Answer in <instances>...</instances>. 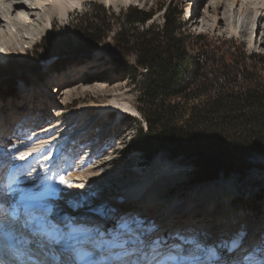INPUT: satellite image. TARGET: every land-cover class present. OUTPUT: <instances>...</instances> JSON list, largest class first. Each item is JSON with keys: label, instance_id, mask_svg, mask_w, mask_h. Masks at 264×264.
Listing matches in <instances>:
<instances>
[{"label": "rangeland", "instance_id": "1", "mask_svg": "<svg viewBox=\"0 0 264 264\" xmlns=\"http://www.w3.org/2000/svg\"><path fill=\"white\" fill-rule=\"evenodd\" d=\"M19 1L27 4L16 12L25 18L28 29H36L39 17L37 28L46 27L41 11L32 9L36 1L53 12L52 23L27 43L24 37L28 29L6 9L9 0H0L2 11L7 10L4 18L0 17V146L9 148V142L17 145L12 153L25 154L18 163L34 177L50 176L54 182L58 175H64L75 185L59 186L61 198L51 201L56 211L74 218L91 216L89 208L68 204L78 193L91 189L99 192V200L121 213L139 214L150 221H154L151 215H160L162 219L155 222L162 233L163 227L176 226L164 233L195 230L219 236L244 228L247 246L264 236V156L259 159L261 169L243 179L198 184L190 182L188 167L162 156L145 161L130 151L136 127L133 120L123 118L129 116L130 109L136 112V86L145 73L135 69L133 55L119 54L115 43L121 27L127 28L128 9L152 11L148 25L161 24L163 12H158L159 8L172 3L181 8L186 28L193 34L233 39L247 52L264 56V0ZM59 1L65 4L64 10L57 6ZM70 5L75 10L68 12ZM89 18L104 21L105 27L104 39L88 53L80 30ZM30 64L34 69L29 71ZM11 74L15 76L8 78ZM63 85H69L68 95L61 93ZM135 117L139 118L137 112ZM25 120L32 122L26 123L23 136L15 143L18 126ZM113 175L131 182L137 198L117 193L124 189ZM149 203L152 208L148 212L138 213L139 204ZM209 205L213 212H208Z\"/></svg>", "mask_w": 264, "mask_h": 264}, {"label": "trees", "instance_id": "2", "mask_svg": "<svg viewBox=\"0 0 264 264\" xmlns=\"http://www.w3.org/2000/svg\"><path fill=\"white\" fill-rule=\"evenodd\" d=\"M158 12L162 23L148 25L152 11L128 9L127 28L115 38L118 53L133 55L135 69L145 73L136 86L139 118H123L136 127L130 151L145 161L162 156L188 167L191 183L243 179L260 170L264 56L233 39L193 34L177 5ZM85 25L80 38L89 53L104 39L105 25L98 18Z\"/></svg>", "mask_w": 264, "mask_h": 264}, {"label": "snow or ice", "instance_id": "3", "mask_svg": "<svg viewBox=\"0 0 264 264\" xmlns=\"http://www.w3.org/2000/svg\"><path fill=\"white\" fill-rule=\"evenodd\" d=\"M9 143L0 146V264H264V236L247 246L244 228L162 233L155 221L99 200L96 190L68 201L91 216L61 215L51 201L61 198L59 186L75 185L64 175L34 177Z\"/></svg>", "mask_w": 264, "mask_h": 264}, {"label": "bare ground", "instance_id": "4", "mask_svg": "<svg viewBox=\"0 0 264 264\" xmlns=\"http://www.w3.org/2000/svg\"><path fill=\"white\" fill-rule=\"evenodd\" d=\"M7 1V0H6ZM58 1V0H57ZM29 2H31V1H29ZM52 2V1H51ZM50 2V3H51ZM59 4L57 5V3H54V4H56L58 7H59V9L60 10H64V6H65V4L63 3V5L60 3V1L58 2ZM53 4V5H54ZM25 5H27V4H25V2H22V1H19V0H9V2L7 3V5L5 4V6H7L6 7V9L7 10H9V12H11V13H13V15L17 18V20L19 21V22H22V24H23V26L24 27H26L27 29L30 27H27L25 24V18H23V16L21 15V14H19L18 12H16V9L17 8H20V7H26ZM55 5V6H56ZM74 5V4H73ZM73 5H70L71 7H68L67 9H69V10H67V9H65V11L67 10L68 12L71 10V11H73V10H75V7H73ZM105 5L106 6H110V4L108 3V2H106L105 3ZM31 6V5H30ZM33 6L34 7H32V9L33 10H40L41 11V13H42V15H43V17L45 18V23L46 24H44V25H46V27L45 28H43V27H40L39 29L37 28V26H38V24L39 23H41L40 21H41V18L39 17V18H36L35 20V23H37V26H36V29L34 30V28L32 29V30H34V31H32L31 29H28L27 30V32H26V37H24V40L25 41H27V43H32L33 41H34V39L36 38V37H38L42 32H44V31H47V28H49V25L52 23L51 22V17H52V11H49V10H47V9H45V7L43 6V4H41L40 2H34L33 3ZM51 6H52V3H51ZM28 7V6H27ZM55 7H53V9H54ZM4 9V8H3ZM5 10V9H4ZM7 10H6V12H7ZM57 10V9H56ZM5 11H2V8L0 7V17L1 18H4L3 17V15L6 13H4ZM61 12V11H60ZM7 14V13H6ZM54 15H56V14H54ZM5 16V15H4ZM66 16V15H65ZM258 17V16H257ZM44 18H43V21H44ZM57 18H59V17H57ZM56 18V19H57ZM60 18H62V17H60ZM60 18L59 19H57V20H60ZM10 19V18H9ZM54 21V20H53ZM2 22H4L5 23V19H2ZM9 24V23H8ZM235 25L237 26H240V27H242V24L241 23H239V22H235ZM35 26V25H34ZM4 27H6V26H4ZM42 28V29H41ZM6 29H9V28H6ZM20 29V28H19ZM22 29V28H21ZM24 30H26V29H24ZM6 33V32H5ZM25 33V32H24ZM14 35V34H13ZM0 38H1V35H0ZM17 40V39H16ZM60 91H61V93L63 92L65 95H68L69 93H70V87H69V85H63V86H61L60 87ZM127 115H129V116H132V117H135V115H136V112L133 110V109H130L129 111H128V113H127ZM25 116H23L21 119H23ZM119 119V116L117 117V120ZM32 122V120H29V122H27V120H25V123L24 124H20L18 127H20V129L17 131L18 132V134L15 136V143L18 141V139H17V137H22L23 135H21L22 134V132H23V130L28 126V124L29 123H31ZM26 123H28L27 124V126H26ZM20 140V139H19ZM10 146V145H9ZM20 150V149H19ZM14 154H16V152H14ZM113 177L115 178V179H117L118 181H120L121 182V185H122V187H123V189H124V191L123 192H117V193H119V194H123L124 193V195H126V197H128V198H133V199H136L137 198V193L135 192V189H134V187H133V185H132V183L131 182H129V181H126V180H122L121 181V178L119 177V176H117V175H113ZM116 192V191H115ZM114 192V193H115ZM116 194V193H115ZM139 212L138 213H140V212H142V211H149V209L150 208H152V203H149V204H145V205H143V204H139ZM173 207V206H172ZM172 207H170V208H172ZM212 208V206L211 205H209L208 207H207V210H208V212H213V209H211ZM207 212V213H208ZM141 214V213H140ZM207 216V215H206ZM147 217V216H146ZM151 220H159V219H162L161 218V216L160 215H151V218H150ZM162 221V220H161ZM160 225V224H159ZM164 228V230H163V233L165 232V231H167V232H170V231H172V230H174L175 228H176V226H174V227H172V228H166V227H163ZM162 228V229H163Z\"/></svg>", "mask_w": 264, "mask_h": 264}]
</instances>
